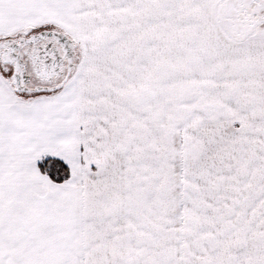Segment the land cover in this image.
Wrapping results in <instances>:
<instances>
[{
	"label": "snow or ice",
	"instance_id": "1",
	"mask_svg": "<svg viewBox=\"0 0 264 264\" xmlns=\"http://www.w3.org/2000/svg\"><path fill=\"white\" fill-rule=\"evenodd\" d=\"M0 264H264V0H0Z\"/></svg>",
	"mask_w": 264,
	"mask_h": 264
}]
</instances>
